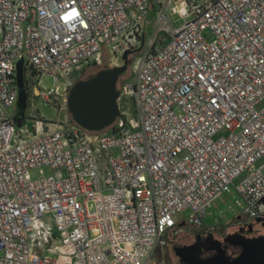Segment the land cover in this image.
Instances as JSON below:
<instances>
[{
	"label": "built area",
	"instance_id": "obj_1",
	"mask_svg": "<svg viewBox=\"0 0 264 264\" xmlns=\"http://www.w3.org/2000/svg\"><path fill=\"white\" fill-rule=\"evenodd\" d=\"M149 2L0 0V264H172L157 255L168 233L215 232L208 209L231 187L235 224L264 217V0H189L146 39L100 130L14 123L18 60L27 105L66 112L82 71L139 48Z\"/></svg>",
	"mask_w": 264,
	"mask_h": 264
},
{
	"label": "water",
	"instance_id": "obj_2",
	"mask_svg": "<svg viewBox=\"0 0 264 264\" xmlns=\"http://www.w3.org/2000/svg\"><path fill=\"white\" fill-rule=\"evenodd\" d=\"M126 53L122 56L123 59ZM124 70L125 64L122 63L101 69L95 75L73 82L68 89L66 99V107L71 119L88 130H100L110 124L118 115L117 79ZM16 82L18 98L13 121L16 126H21L27 98L21 59L16 63ZM261 220L264 222V217ZM223 240L226 244L240 246V253L232 258L226 257L221 241L216 239L201 242L196 240L190 244L174 246L173 251L184 264H264V235L247 238L238 233H231ZM208 250H216L217 254L212 258H202L201 254Z\"/></svg>",
	"mask_w": 264,
	"mask_h": 264
},
{
	"label": "rangeland",
	"instance_id": "obj_3",
	"mask_svg": "<svg viewBox=\"0 0 264 264\" xmlns=\"http://www.w3.org/2000/svg\"><path fill=\"white\" fill-rule=\"evenodd\" d=\"M148 12L143 20V37L139 48L129 50L128 54L124 59L119 60L118 64H125V70L119 76L118 80L128 77L131 74L132 65L136 56L142 53L145 45V41L149 38L155 28H159V37H168V31L176 28L185 18L187 13V4L189 0H160L155 3L154 0H149ZM158 17V18H157ZM168 30V31H167ZM107 61L102 66L90 65L85 71L80 73L81 78H85L88 72H94L96 69L102 67H112ZM79 76V77H80ZM53 77L50 75H43L41 79V85L43 87H50L53 84ZM61 89L57 93V98H61ZM55 101V99H54ZM29 102L31 104L29 105ZM28 102L25 110L26 116L24 121L30 122L31 116L34 115L36 118H43L51 121L63 120L65 115L70 117L68 110H60L59 108H53L51 105L46 104L40 98H34ZM11 113L15 111V107L9 110ZM242 199L238 193L235 192L233 187L229 191L222 193L218 196L211 204L208 209L207 217L204 221L206 226L218 225L217 230L213 232L215 236L221 240L231 234L237 227V224L233 222V219L239 216ZM187 211H183L176 216L177 220H181L186 217ZM203 231L202 228L198 229L193 226L184 227L182 231L170 234L163 251L158 250V257L162 256L167 262L172 264H184L175 255L173 251L174 246L182 245L184 242L191 241L194 237L195 231Z\"/></svg>",
	"mask_w": 264,
	"mask_h": 264
},
{
	"label": "flooded vegetation",
	"instance_id": "obj_4",
	"mask_svg": "<svg viewBox=\"0 0 264 264\" xmlns=\"http://www.w3.org/2000/svg\"><path fill=\"white\" fill-rule=\"evenodd\" d=\"M97 70H99V69H96L94 72H88L87 75H93V73H95ZM79 79H84V78H81V76H80ZM119 82H120V80L117 79V85L119 84ZM26 107H27V98H26ZM26 107L24 109L23 119L25 118V115H26L25 114ZM232 233H238L240 236H244L247 238L263 236L264 235V222H263V220L254 219L251 222H249L247 225H238L237 224L236 229ZM170 234L171 233H168L169 236H170ZM207 239H209L211 241L214 239L221 241V247L224 248V255L228 258H232V257H234L240 253V250H241L240 246H238V245L233 246V245L226 244V242H224V240L217 238L213 232L203 233L199 230L195 231L194 237L191 241L184 242L182 245L193 243L196 240L201 242V241H205ZM168 244L169 243H167L166 245H168ZM216 254H217L216 250H208V251L203 252L201 254V257L202 258H212Z\"/></svg>",
	"mask_w": 264,
	"mask_h": 264
},
{
	"label": "trees",
	"instance_id": "obj_5",
	"mask_svg": "<svg viewBox=\"0 0 264 264\" xmlns=\"http://www.w3.org/2000/svg\"><path fill=\"white\" fill-rule=\"evenodd\" d=\"M127 52V53H126ZM126 53V55L128 54V51L127 50H124V52L122 53V56L124 55ZM121 56V57H122ZM123 59V58H122ZM106 68H109V67H103V68H101V69H106ZM101 69H99V70H101ZM99 70H97L95 73H93V75H95ZM90 76H92V75H89V76H87V77H85L84 79H86V78H88V77H90ZM70 115V114H69ZM70 118H71V116H70ZM22 123H23V120H22Z\"/></svg>",
	"mask_w": 264,
	"mask_h": 264
}]
</instances>
